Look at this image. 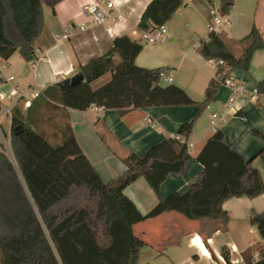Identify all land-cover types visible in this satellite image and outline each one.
Segmentation results:
<instances>
[{"label": "trees", "instance_id": "1", "mask_svg": "<svg viewBox=\"0 0 264 264\" xmlns=\"http://www.w3.org/2000/svg\"><path fill=\"white\" fill-rule=\"evenodd\" d=\"M59 1L0 0V59L7 60L15 51L25 61L34 59L32 44L41 28L43 7L53 10ZM218 2L219 13L229 14L234 0ZM182 4V0H150L140 16L138 29L151 30L165 24ZM239 42L243 48L238 56L223 33L208 31L197 42V51L205 59L225 62V66L217 65L200 101L193 100L176 84H161L164 67L137 65L135 58L144 44L124 34L114 37L101 55L78 64L77 72L84 76L81 82L63 91L52 84L24 110L22 104H15L9 140L13 159L0 143L2 264H135L130 244L134 224L168 211L187 219L210 218L226 223L229 214L222 207L225 200L262 194L264 180L252 161L258 157L264 164V145L253 157L245 159L226 143L219 128L194 156L202 167L185 192L159 197L146 213H141L124 193L125 187L143 177L158 196L167 175L184 173L191 158L188 138L196 120L215 100L228 72L247 70L253 52L264 48V38L255 25ZM106 74L109 79L96 85ZM51 101L77 110L95 105L115 109L119 114L152 106L195 105L196 110L191 120L180 125L176 135L151 145L142 156L110 144L103 131H98L125 165L119 176L105 182L83 153L69 124L58 129L55 142H50L45 132L36 130L35 126L41 125V106H56ZM34 107L39 111L31 119ZM16 126L21 128L14 134ZM249 222L264 239V210L250 215ZM220 253L228 256L225 246L220 247ZM243 255L247 264H264V249L259 250L256 260H252L249 251H243Z\"/></svg>", "mask_w": 264, "mask_h": 264}, {"label": "crops", "instance_id": "2", "mask_svg": "<svg viewBox=\"0 0 264 264\" xmlns=\"http://www.w3.org/2000/svg\"><path fill=\"white\" fill-rule=\"evenodd\" d=\"M92 1L60 0L53 10L45 5L41 28L32 44L34 59L25 61L18 51L7 60L0 59L2 80L13 75L15 82L22 87L33 84L43 91L76 73L78 64L104 53L114 37L126 34L134 39L140 38L141 30L137 24L150 0H113L114 7L101 23L90 24L79 31L76 25L87 19L79 13L80 8ZM182 1L183 4L165 23V38L144 44L135 63L147 68L164 67L172 80L161 81V84H176L193 100L200 101L208 81L217 72V66L197 51V42L208 32L206 25L210 19V7L218 9V4L215 6L213 0L212 3L207 0ZM228 18L230 22L224 27L223 34L236 56L243 48L239 40L252 25L264 38V0H234ZM65 31L69 36L61 39ZM106 75L108 78L100 77L96 85L108 80L110 76ZM231 76L244 85L247 93L254 89L259 92L257 102L251 101L247 94L238 96L234 102L238 107L237 113L227 117L219 126L226 143L243 158L249 159L264 145V48L253 52L247 70L234 69ZM3 88H8V85H3ZM230 95L231 90L220 85L215 100L205 109V116L210 118L211 112L222 110ZM51 102L56 106H41L43 130L54 139L56 133L69 124L83 153L105 182L119 176L125 165L106 146L98 131H103L110 144L142 156L151 145L176 135L180 125L191 120L196 110L195 105L152 106L133 108L119 114L115 109H93L89 106L85 110H77ZM204 113L196 120L188 138V143H192L189 148L191 158L183 174L167 175L159 187L158 196L143 177L125 187L124 193L141 213L153 207L159 197L185 192L196 178L202 166L194 156L213 133L210 126L205 129L199 127ZM3 129L10 130L8 122L3 124ZM252 165L260 170L264 180L261 160L255 157ZM222 207L229 214L226 223L210 218L187 219L168 211L134 224L130 231V244L132 248L133 234L138 247L137 251L132 248L135 264H215L214 254L220 252L221 246L235 245L239 250L249 251L252 256L264 249V239L249 222L250 215L264 210V192L253 198L231 197L223 202ZM207 238H210L208 242Z\"/></svg>", "mask_w": 264, "mask_h": 264}, {"label": "built area", "instance_id": "3", "mask_svg": "<svg viewBox=\"0 0 264 264\" xmlns=\"http://www.w3.org/2000/svg\"><path fill=\"white\" fill-rule=\"evenodd\" d=\"M114 7L113 0H93L90 3L83 4L80 8L81 14L86 16V20L79 22L76 28L79 31L85 30L90 24L101 23L107 15L110 14L111 9ZM210 19L207 22V31H214L218 34L224 32V27L229 24L228 14L222 15L219 13L218 9L211 6L209 9ZM166 25L162 24L157 28L151 30H142L139 40L143 44H152L158 41H162L165 38ZM69 36V32L65 31L60 36L61 39H66ZM213 64L225 66V62L221 59L210 60ZM1 69V67H0ZM225 71H227L225 69ZM161 80L166 82H171L172 78L166 74L165 71L160 74ZM3 85H8V88H3ZM221 85L227 86L231 90V95L224 104V108L220 111H213L210 114L209 125L212 131L219 128L220 124L224 122L227 117L234 115L238 111V107L235 105V99L238 96H243L247 94L248 98L253 101H258L259 92L257 89L248 92L242 83L238 82L231 76V71L228 72ZM41 89L38 86L30 84L26 87H22L20 84L15 82V77L13 75L7 76L4 80L0 82V143L3 145L5 143L9 144L10 140V130L6 133L3 131V119L7 118L8 124L10 126L12 107L15 104L22 102L26 106L29 105L32 98H36L41 94ZM27 93L30 97L27 98ZM91 108L97 109L98 106L91 105ZM10 145V144H9ZM189 148L192 147V143H188ZM11 157L13 159V154ZM210 238H207L208 242ZM227 250V257L218 252L214 254L215 264H247L243 255V251L239 250L235 245H230ZM259 253L252 256V260L258 259Z\"/></svg>", "mask_w": 264, "mask_h": 264}, {"label": "rangeland", "instance_id": "4", "mask_svg": "<svg viewBox=\"0 0 264 264\" xmlns=\"http://www.w3.org/2000/svg\"><path fill=\"white\" fill-rule=\"evenodd\" d=\"M214 1V4H215V6L219 3L218 2V0H213ZM108 75H105V76H103L104 77V79L105 78H108L107 77ZM102 77V78H103ZM103 80V79H102ZM97 82L98 81H96V83L95 84H97ZM22 107L23 108H25L26 107V105L25 104H23L22 103ZM24 110V109H23ZM39 111V109L37 108V107H34V109H32V111H30V116H31V119L32 118H34L35 117V115H38L37 114V112ZM204 115L203 116H201V119H200V125H199V127L201 128V129H205V128H208L210 125H209V117L208 116H205V114H207V111H205L204 110ZM7 118H4L3 119V124L4 125H6L7 124ZM36 127V130L37 131H39V132H45V135L47 136V134H46V130H43V128H42V125H38L37 124V126H35ZM2 129H3V127H2ZM3 131L6 133V131H5V129H3ZM48 137V139H49V141L50 142H55V140L53 139V138H50L49 136H47ZM3 147H4V151H5V153L12 159V157H11V153H10V151H11V149H10V145L8 144V143H5V144H3ZM131 239H132V248L135 250V251H137V249H138V247L136 246V244H135V239H134V235L133 234H131ZM0 264H2V262H1V256H0Z\"/></svg>", "mask_w": 264, "mask_h": 264}, {"label": "water", "instance_id": "5", "mask_svg": "<svg viewBox=\"0 0 264 264\" xmlns=\"http://www.w3.org/2000/svg\"><path fill=\"white\" fill-rule=\"evenodd\" d=\"M83 79H84L83 74H82L81 72H76V73L72 74V75L69 76V77H66V78H64V79H62V80H59V81L55 82V85H56L61 91H63V90H65L66 88H68L69 86L81 82ZM20 128H21L20 126H16V127L13 129V133H14V134H17Z\"/></svg>", "mask_w": 264, "mask_h": 264}]
</instances>
